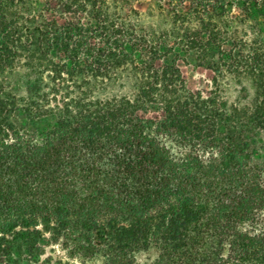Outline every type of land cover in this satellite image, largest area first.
Here are the masks:
<instances>
[{
    "label": "trees",
    "instance_id": "1",
    "mask_svg": "<svg viewBox=\"0 0 264 264\" xmlns=\"http://www.w3.org/2000/svg\"><path fill=\"white\" fill-rule=\"evenodd\" d=\"M150 1L0 0V264H264V0Z\"/></svg>",
    "mask_w": 264,
    "mask_h": 264
},
{
    "label": "rangeland",
    "instance_id": "2",
    "mask_svg": "<svg viewBox=\"0 0 264 264\" xmlns=\"http://www.w3.org/2000/svg\"><path fill=\"white\" fill-rule=\"evenodd\" d=\"M153 3L150 0H139L137 4L138 11L140 12L139 23L142 26H157L162 23L157 13L150 14V8ZM241 11L238 7L231 10V17L235 18L239 16ZM183 75L187 81V85L191 90H210L211 80L213 77L212 72L202 68L196 67L192 64H185L180 62ZM121 76V77H120ZM116 80H113L103 85L99 91V95L103 98L111 96H121L132 94L129 82L126 81V74H121ZM222 90L224 96L230 103H235L237 100L241 87L237 85L230 78L225 79L222 83ZM245 86L248 87L250 92L252 91L249 82H245ZM155 258V253H143L139 256L138 262L140 264L149 263ZM42 261H50L51 264H101L100 260L95 259L91 261H82L77 258H70L67 252L61 247V245L51 244L45 242V255L42 257Z\"/></svg>",
    "mask_w": 264,
    "mask_h": 264
}]
</instances>
